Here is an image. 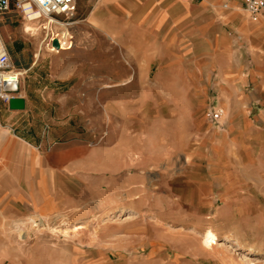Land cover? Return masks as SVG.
I'll return each instance as SVG.
<instances>
[{"label": "rangeland", "instance_id": "rangeland-1", "mask_svg": "<svg viewBox=\"0 0 264 264\" xmlns=\"http://www.w3.org/2000/svg\"><path fill=\"white\" fill-rule=\"evenodd\" d=\"M85 13L29 23L12 6L1 33L12 65L39 60L45 101L32 120L1 130L22 146L0 161V264H264V96L249 86L213 108L206 96L174 95L181 80L154 81L155 67L136 55L129 68L127 50L100 30L105 20L88 32ZM58 38L71 49L54 50ZM86 41L93 55L77 58L78 77L65 79L74 61L60 52ZM218 172L238 183L226 208L209 196ZM208 227L219 236L209 253L197 242ZM234 239L239 246L226 249Z\"/></svg>", "mask_w": 264, "mask_h": 264}, {"label": "crops", "instance_id": "crops-1", "mask_svg": "<svg viewBox=\"0 0 264 264\" xmlns=\"http://www.w3.org/2000/svg\"><path fill=\"white\" fill-rule=\"evenodd\" d=\"M242 1L77 0L76 9H85V18L81 22L89 29L88 32L98 31L96 23L100 21L97 18L105 20L102 23L104 28L100 30L112 43H121V48L127 50V54L123 51V56H127L129 68L132 66L130 60L136 55L145 65L155 67L154 81L183 82L178 84L174 95L206 96L209 103L216 104L213 108H224L225 95L246 97L249 86L251 95L264 96V16L256 22L250 21L241 10ZM223 3L229 7L222 9ZM8 16L0 18V37L8 51L12 69L14 65L18 71H25L27 76L18 79L17 92L22 88L23 95H14L24 100V109L11 111L7 104L4 108L0 106V161L8 152L22 146L18 137L3 134L1 130L13 121L32 120L35 102L40 98L45 101L44 92L40 93L36 86L40 82L34 69L39 60H32L30 64L14 60L12 65L14 48L6 44L5 35H1L9 28ZM80 43L70 52H60L74 61L72 72L66 74L65 79L75 80L78 77L76 59L85 55L91 57L92 50L96 49L91 41ZM134 49L137 52L131 54L130 50ZM247 50L250 52L248 63L242 61L243 55L248 54ZM123 79L143 81L144 77L137 78L128 73ZM254 129L246 132L249 141L257 135ZM216 176V179L208 181L212 190L209 196L217 194L216 199L222 207H229L234 200L232 193L237 188V180L230 172H218ZM206 230L219 237L212 227L201 234ZM236 241L238 239L231 240Z\"/></svg>", "mask_w": 264, "mask_h": 264}, {"label": "built area", "instance_id": "built-area-1", "mask_svg": "<svg viewBox=\"0 0 264 264\" xmlns=\"http://www.w3.org/2000/svg\"><path fill=\"white\" fill-rule=\"evenodd\" d=\"M77 0H0V18L9 14L12 6L20 10L23 16L27 18L33 15L37 19L44 17L64 18L70 20L76 14ZM244 12L249 16L252 22L258 21L264 16V0H243ZM223 9H227L224 5ZM10 64V57L6 46L0 37V100L7 103L8 100L14 97L17 89H10L13 83V73ZM18 79V74L15 73ZM15 81V80H14ZM15 83L18 85V81ZM207 119L212 123H217L220 120V110L208 112Z\"/></svg>", "mask_w": 264, "mask_h": 264}, {"label": "bare ground", "instance_id": "bare-ground-1", "mask_svg": "<svg viewBox=\"0 0 264 264\" xmlns=\"http://www.w3.org/2000/svg\"><path fill=\"white\" fill-rule=\"evenodd\" d=\"M24 19H25V21L26 22H34V21H39V20H53L54 22H55V20L54 19H52L51 17H44L43 19H41V18H39V19H37L36 17H34L33 15H30V17L29 18H27L26 16H24ZM51 22V21H50ZM53 22V23H54ZM56 23H57V21H56ZM52 24V23H51ZM61 24V23H60ZM62 25V24H61ZM61 27V26H60ZM64 37V36H63ZM61 38H62V36H61ZM57 43H58V45H59V48H58V51H68V50H70L71 49V45H70V43H68V42H65V39H64V41L63 40H61L60 38H58V41H57ZM55 50V49H54ZM57 51V50H56ZM13 73V72H12ZM13 75V78H15V79H13V83L10 85V89H14V88H18L17 87V84L15 83V81L17 80L18 81V79L16 78V76H14L15 74H12ZM15 80V81H14ZM228 81V80H227ZM241 96V95H240ZM231 97H228V95H226V98H225V100L226 101H224L225 103L227 102V101H229V99H230ZM233 98V97H232ZM237 100V99H236ZM243 100V99H242ZM238 101V100H237ZM237 103H239L240 104V108L237 110V112L240 114V120L242 121V116H244V109H243V107L241 106L242 104H241V101H238ZM236 103V104H237ZM230 107V106H229ZM119 133V132H118ZM119 135V134H118ZM117 136V135H116ZM130 215H127V218L125 219V220H129L131 217H129ZM78 229V228H77ZM60 231V230H59ZM218 237L214 234V233H212L211 231H209V230H206L203 234H201L200 235V237H199V239H198V245L201 247V248H203L204 249V251L205 252H207V253H209V251L210 250H213V247H215V246H219L218 245ZM220 246H226V245H220ZM236 246H239V243H238V241H236V242H231V243H229V245H228V247H225L226 249H230V250H232V249H234V247H236ZM257 253L258 254H260V252L259 251H257ZM232 261V258H229V261Z\"/></svg>", "mask_w": 264, "mask_h": 264}, {"label": "water", "instance_id": "water-1", "mask_svg": "<svg viewBox=\"0 0 264 264\" xmlns=\"http://www.w3.org/2000/svg\"><path fill=\"white\" fill-rule=\"evenodd\" d=\"M51 45L53 49L58 50L59 45L56 40L53 41ZM15 89L16 88L13 90ZM7 105L11 111H22L24 109V100L22 98L12 97L8 100Z\"/></svg>", "mask_w": 264, "mask_h": 264}]
</instances>
